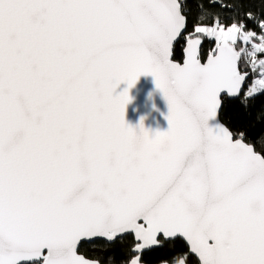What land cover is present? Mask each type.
Returning a JSON list of instances; mask_svg holds the SVG:
<instances>
[{
  "label": "snow or ice",
  "instance_id": "obj_1",
  "mask_svg": "<svg viewBox=\"0 0 264 264\" xmlns=\"http://www.w3.org/2000/svg\"><path fill=\"white\" fill-rule=\"evenodd\" d=\"M259 6L0 0V264H104L88 246L127 239L122 264L183 241L172 264H264V131L222 122L264 98ZM147 74L167 131L125 121Z\"/></svg>",
  "mask_w": 264,
  "mask_h": 264
},
{
  "label": "trees",
  "instance_id": "obj_2",
  "mask_svg": "<svg viewBox=\"0 0 264 264\" xmlns=\"http://www.w3.org/2000/svg\"><path fill=\"white\" fill-rule=\"evenodd\" d=\"M190 4V11L194 17H198L202 9L199 5L203 4L205 9L209 8L211 0H188ZM220 3H239L240 0H219ZM246 5H250V10L259 12V0H245ZM212 12H219L220 9H210ZM228 14H232L229 10ZM222 122L226 125L228 123H233L239 125L240 123L248 126L253 135H258L260 132L264 131V98L257 100L254 105H252L246 111H240L238 106L229 104L224 108L222 114ZM98 243L103 244V241H98ZM131 243L130 239L124 240L116 245L101 246V245H89L88 250L95 256L102 257L104 259V264H122L123 256L127 251V246ZM185 243L181 242L178 246H170L168 248L160 249L157 251L150 252L146 257V264H161L169 263L175 259L182 258L185 252Z\"/></svg>",
  "mask_w": 264,
  "mask_h": 264
},
{
  "label": "water",
  "instance_id": "obj_3",
  "mask_svg": "<svg viewBox=\"0 0 264 264\" xmlns=\"http://www.w3.org/2000/svg\"><path fill=\"white\" fill-rule=\"evenodd\" d=\"M125 88H127V83L122 82L117 87L115 94L118 95ZM130 94L133 100L127 105L126 123L139 129L141 120H143L144 128L150 133L167 131L169 124L166 117L169 114V106L162 91L156 86L155 77L151 74L140 76L135 86L131 88ZM98 241L103 240L98 238ZM183 242L187 244L186 241Z\"/></svg>",
  "mask_w": 264,
  "mask_h": 264
}]
</instances>
